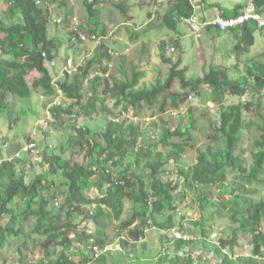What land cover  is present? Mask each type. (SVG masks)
<instances>
[{"label": "trees", "instance_id": "16d2710c", "mask_svg": "<svg viewBox=\"0 0 264 264\" xmlns=\"http://www.w3.org/2000/svg\"><path fill=\"white\" fill-rule=\"evenodd\" d=\"M37 1H0V115L14 98H29L37 89L50 97L55 94L57 85L71 103L63 107L56 102L49 106V112L55 129L62 127L63 115H67L68 122L63 127L67 135L59 147L60 153L40 150L36 154L40 156L41 170L33 173L30 179L25 177V169L31 168L25 157V162L21 156L16 162L0 163V247L8 244L9 238L23 236L24 244L29 235L36 234L43 248L42 255L33 264H129L126 259L130 258V252L135 258H141L142 251L137 254L135 244L141 242L139 237L145 239L146 231L155 228L163 232L162 250L156 257V264H192L193 258L201 259L204 254L209 262L217 258L219 264H264V233L261 230L264 199L249 198L247 194L253 191L245 187L246 184L264 183V114L256 108L264 97V62L259 55L247 58L244 73L236 78L222 76L213 65L200 76L186 77L187 68L179 67L182 59L172 62L165 55L162 42L159 57L170 64V68L164 79L157 78L149 86H140L145 71L136 67L132 68L130 77L121 72L123 79L102 76L108 71V65L102 62L112 56L100 41L75 71L54 78L42 57L45 51L48 59H54V39L47 26L51 9ZM81 1L86 12L85 22L91 28L79 27L87 34H96L100 40L99 35L105 29L101 2L111 3L131 20L127 15L131 0ZM146 2L155 7V13L159 12L158 7L164 8L159 25L174 33H178V24L183 22L181 17L189 18L196 8L205 14L214 4L209 0H199L196 4L192 0ZM253 2L264 15V0ZM245 5L224 9L221 15H236ZM154 12H149L148 17ZM202 18L207 19L205 15ZM124 27L132 42L140 38V33L130 25ZM256 29L257 26L250 22L226 30L214 25L203 28L218 35L222 31L235 34L233 48L236 52L249 51ZM72 33L70 27L66 34L69 42L82 45L84 42L70 41ZM178 44L176 41L175 45ZM96 63L100 69L93 75L91 69ZM33 72L36 76L30 82ZM176 80L180 91L172 89ZM86 82L87 90L84 88ZM201 86H206L215 99H219V124L206 135L204 146H195L188 128H173L165 121L159 133H153L149 142L140 144L142 130L136 124L119 118L103 122L93 120L95 115L120 107L128 110L146 106L156 108L160 115L168 108L179 109L183 99ZM229 95L241 97L243 101L225 105L223 99ZM105 99L110 101L111 107L104 104ZM244 114L260 117L256 126L259 135L253 139L249 162L235 152L244 126ZM79 118L82 120L78 121ZM40 126L46 133V127ZM187 145L196 150L189 165L182 162ZM65 151L81 153L87 161L65 157ZM0 157H3L1 153ZM170 164L177 165L175 173L167 172ZM54 200L59 201L57 207ZM185 206L192 211L193 217L186 215L184 209L180 213ZM125 212L127 215L123 217ZM223 212L239 223L240 230L250 233L249 254L235 255V234L226 239L219 237V245L213 242L211 234L215 225H208V222L213 215ZM30 219L34 220L33 226L25 230L24 223ZM82 219H87L92 229L79 227ZM187 226L199 229L202 237L176 238L173 229L187 231ZM112 231L119 236L116 247L123 250L124 256L115 255L113 249L108 248ZM122 257L125 262L120 261ZM24 259L26 256L21 260Z\"/></svg>", "mask_w": 264, "mask_h": 264}, {"label": "rangeland", "instance_id": "374dc122", "mask_svg": "<svg viewBox=\"0 0 264 264\" xmlns=\"http://www.w3.org/2000/svg\"><path fill=\"white\" fill-rule=\"evenodd\" d=\"M1 1V0H0ZM40 4L46 5L51 9V16L48 18V29L50 36L54 39L53 54L56 61L55 66L46 64L51 75L57 78L59 71L67 61H73L75 65H81L82 61L89 57L97 45L94 43H86L82 45L71 44L67 39V32L72 26L74 21H78L82 29H90L91 25L87 24L86 12L81 0H38ZM65 1L66 4H63ZM145 1L131 0V6L127 15L131 17V20H127L126 16L115 8L114 5L108 2H101L100 7L102 9L101 19L105 25L104 33L99 36L100 40L105 43L104 48H111L119 52L118 56H112L110 59H104L103 65H108L107 73L102 76L108 77L109 75L123 79L122 73L125 72L126 77H130L132 68L136 67L145 71V75L140 79V86H149L155 82L157 78L164 79L167 74L170 64L164 63L159 57V47L162 42L165 44V55L170 57L172 62L179 59L181 67H186V77H196L207 72L209 66H216L222 73V76L229 78H236L244 73V61L250 57H257L264 62V28L256 29L254 31V44L249 48L248 52H236L233 48L236 43L235 34L222 31L220 35L214 31H206L203 28L200 31V36L197 37L195 33L191 31L189 26L183 22L178 24V33H174L159 25V18L164 8L158 7L159 12H154V6L147 5ZM196 4L199 0H193ZM225 3L226 6H232L235 3L245 4L248 0H210ZM149 12H154L151 17H148ZM197 16H204L209 19L215 17L212 11L205 12L203 14L199 8L195 9ZM203 14V15H202ZM62 18L59 22L58 18ZM67 19V20H66ZM124 25H130L134 31L140 33V38L136 41L129 39V33L125 30ZM103 31V30H102ZM178 45H175V42ZM174 47L175 50H171ZM181 55V57H180ZM99 65L93 66L91 71H99ZM93 75L89 77H93ZM36 76L33 72L29 81L31 82ZM88 83L84 85L85 90L88 89ZM172 89L174 91H180V86L177 80L174 82ZM189 96L191 98H189ZM11 98V97H10ZM218 100L206 86H201L197 91L191 92L186 99H183L179 109L168 108L160 115L157 113L156 108H149L146 106H140L138 108H129L128 110L122 109V107L113 110L112 112H105L101 115L94 116L93 120L97 122H103L106 119L119 118L126 121V123H134L140 127L139 143L149 142L153 137V133H159L163 121L170 127L181 129L188 128L189 134L195 141V146H204L207 144L206 135L213 131V128L219 124L218 116ZM243 101V98L238 96H225L223 103L225 105L237 103ZM260 107L254 105L260 114H264V97L260 99ZM55 102L61 103L63 107L68 106L71 101L64 95L57 97L53 94L50 97L42 94L40 89L33 90L29 98L16 97L10 103L7 109L0 115V153L3 156H7L12 153L16 148L24 144L32 137L41 152L46 151L48 153H60V145L64 142L67 130H65L64 124L68 122L67 115H63L64 123L62 127L57 129L54 127V120L49 112V106ZM105 105L111 107L109 100L104 101ZM98 107L101 105L97 102ZM100 109V108H97ZM190 109V112L189 110ZM46 120L47 124L43 127L46 133L40 126V121ZM82 120L79 118L78 121ZM86 121V120H83ZM90 124V121L87 120ZM95 121V122H96ZM153 122L156 123L155 127ZM260 122V117L254 114H244L243 116V128L240 131V140L238 141L235 152L241 154V156L247 161H250V153L253 149L252 142L259 132L256 126ZM92 124V123H91ZM101 123H97L99 125ZM93 125V124H92ZM65 157H71L72 160L87 161L81 153L73 152L69 153L65 151L63 154ZM22 159H28L31 164V168L25 169L26 179H30L33 173L40 171L39 167L40 156L33 154L22 155ZM196 156V150L194 147L187 145L186 152L182 155V162L189 165L191 160H194ZM25 157V158H24ZM26 160H24L25 162ZM177 165H167L168 173H175ZM167 174L165 173L164 176ZM174 175V174H172ZM264 177V176H263ZM61 180V176L59 177ZM253 193H248L249 198H263L264 199V183L252 184L245 186ZM91 194V193H89ZM91 196V195H90ZM126 202V207H128ZM57 207V206H56ZM186 212V215L193 217L187 207H183L180 210ZM127 213L125 212L123 217ZM179 215V214H177ZM179 216H177L178 218ZM33 219L24 223V229L27 230L33 226ZM209 224L215 225V230L211 234V238L214 240V236L217 239L230 238L233 234L236 237V244L234 246L235 255H247L250 252L251 236L249 232L242 231L239 228L238 222H233L228 214L222 213L212 216V220ZM79 227L86 230L92 229V225L86 219H82L79 223ZM187 232L193 238L197 239L202 237L199 229L193 230L191 227H186ZM112 230V229H111ZM264 233V225L261 227ZM114 231V230H113ZM111 232V242L109 248L113 249L115 255L124 256L123 250L116 247L118 242V235L116 232ZM110 233V234H111ZM207 233V229H206ZM122 236H128L123 234ZM163 232L150 228L146 231V237L136 244L138 250L137 254L142 251L141 258L134 257L127 258L126 261L129 264H156V257L161 252V240ZM23 236L18 238H9L8 244L0 247V264H33L35 260L42 255V242L41 238L36 234L28 236L27 241L23 244ZM41 242V244H40ZM26 256V259L21 260ZM213 264H219L217 258L212 259ZM120 261L125 262L122 257ZM121 264V262H117Z\"/></svg>", "mask_w": 264, "mask_h": 264}, {"label": "built area", "instance_id": "2783aa9c", "mask_svg": "<svg viewBox=\"0 0 264 264\" xmlns=\"http://www.w3.org/2000/svg\"><path fill=\"white\" fill-rule=\"evenodd\" d=\"M37 3H39V1H37ZM180 19L189 26L191 31L195 33L197 37L200 36L201 29L207 25H214L217 26L219 29L226 30V29L236 28L246 24L247 22H250V23H254L257 26V28L264 27V15L257 10L253 0H248L242 11L236 15H232L228 17L217 15L211 19H203L202 16H197L196 14H193L189 18L181 17ZM61 20H62L61 17L58 18L59 22ZM71 28L73 30V33L69 35V38L72 43H76L78 41L84 42L83 44L91 42L93 44L95 43L96 45H98L100 43V39L97 37L96 34H87L84 31H82L79 27L78 21H74V23H72ZM171 50L173 51L175 50V48L171 47ZM108 53L111 56L119 55L118 51L110 48L108 49ZM42 57L44 58L47 64H49L52 67L55 66L56 64L55 59L53 58L48 59L47 53L45 51L42 52ZM67 61L64 65H62L59 71L60 75H63L65 73H71L75 71L79 66V65H75V63H73V61L71 60L69 61V63H67ZM55 94L57 95L58 98L64 95L62 90L57 85L55 88ZM41 124L45 126L47 124V121L42 120L40 121V125ZM39 152H40V148L37 146L36 141L32 137H30V139H28L27 142L16 148L12 153H10L7 156L0 157V163L2 161L16 162L23 154L36 155ZM58 205H59V201L54 200V206H58ZM173 233L176 238L193 239V237L189 235L187 231H179L174 228ZM213 238H214L213 242L216 245H219V240L217 239V236H214ZM143 239L144 237L142 236L139 237V241H142ZM106 249L107 248L103 250L105 251ZM129 257H132L131 253L129 254ZM201 261H203L205 264H213V262H209L207 260L206 254H204L201 259L193 258L192 264H199Z\"/></svg>", "mask_w": 264, "mask_h": 264}, {"label": "crops", "instance_id": "0c3cea01", "mask_svg": "<svg viewBox=\"0 0 264 264\" xmlns=\"http://www.w3.org/2000/svg\"><path fill=\"white\" fill-rule=\"evenodd\" d=\"M209 2L214 3L213 6H212V8L210 7V10H209V11H212L214 13V15H221V12L224 9H229V8L235 7L236 5H241L239 3H235L232 6H226L225 3L222 4V3L217 2V1H210L209 0ZM245 4H242V6L245 5Z\"/></svg>", "mask_w": 264, "mask_h": 264}]
</instances>
